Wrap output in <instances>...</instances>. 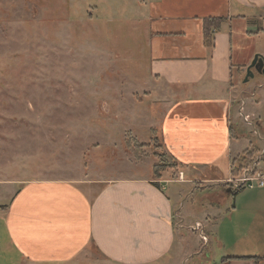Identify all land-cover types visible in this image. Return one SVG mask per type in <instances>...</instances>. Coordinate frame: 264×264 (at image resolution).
I'll return each instance as SVG.
<instances>
[{"label":"crops","instance_id":"obj_1","mask_svg":"<svg viewBox=\"0 0 264 264\" xmlns=\"http://www.w3.org/2000/svg\"><path fill=\"white\" fill-rule=\"evenodd\" d=\"M204 18L222 20L210 45ZM144 19L157 61L151 85L136 99L161 104V118L148 129L168 160L158 162L154 152L134 159L150 166L147 175L0 180V264H181L189 249L204 252L212 239L218 264H264V186L226 184L234 177L231 160L264 143V92L257 102L237 104L228 65L235 22L240 33L264 37V0H149ZM239 107L258 132L249 134L253 141ZM195 222L206 243L191 229ZM188 232L197 233L199 247Z\"/></svg>","mask_w":264,"mask_h":264},{"label":"rangeland","instance_id":"obj_2","mask_svg":"<svg viewBox=\"0 0 264 264\" xmlns=\"http://www.w3.org/2000/svg\"><path fill=\"white\" fill-rule=\"evenodd\" d=\"M143 1L0 0V180L79 181L150 173L149 165L131 164L163 153L148 129L161 118L162 106L136 99L151 85L148 75L157 61L144 19L149 0ZM232 30V94L237 104L257 102L264 77L255 69L245 77L254 56L264 58V37L240 33L236 22ZM237 117L250 127L246 137L253 141L249 134L258 132L251 117L250 123ZM257 144L261 149L264 143ZM96 146L101 149H92ZM263 156L258 150L231 179L245 171L264 176ZM201 195L195 193L193 200ZM188 235L193 247L201 245L196 232ZM209 246L198 254L189 249L181 264H218L220 249L213 239Z\"/></svg>","mask_w":264,"mask_h":264},{"label":"trees","instance_id":"obj_3","mask_svg":"<svg viewBox=\"0 0 264 264\" xmlns=\"http://www.w3.org/2000/svg\"><path fill=\"white\" fill-rule=\"evenodd\" d=\"M222 22L221 18H204L203 19V32H204V41L206 44L210 45L212 43V33L219 28V24ZM264 32V30H263ZM159 146V145H158ZM157 147V145H156ZM258 152V148L255 147L254 145L250 144L241 154L238 156L234 157L231 160V174L232 175H237L240 173L241 169H243L245 164L249 161L252 160L254 155ZM159 159H161V163L168 160V158L163 154H158L154 153ZM161 164L157 163L153 165V172L154 174L160 170ZM241 189V188H240ZM237 189V190H240ZM0 208H2V205H0ZM243 258H248V257H243Z\"/></svg>","mask_w":264,"mask_h":264},{"label":"built area","instance_id":"obj_4","mask_svg":"<svg viewBox=\"0 0 264 264\" xmlns=\"http://www.w3.org/2000/svg\"><path fill=\"white\" fill-rule=\"evenodd\" d=\"M239 115L242 117L244 122H249L248 120V115H245L243 113V108L240 107L239 110ZM232 183L233 188H243V187H248L251 188L253 186V182L256 181L259 186H264V176L261 175L260 173H249L248 171L243 172L241 177L235 178L234 180H229ZM192 230L198 231V234L203 242L206 243L207 238L202 230V225L199 222H195L193 226H191Z\"/></svg>","mask_w":264,"mask_h":264},{"label":"water","instance_id":"obj_5","mask_svg":"<svg viewBox=\"0 0 264 264\" xmlns=\"http://www.w3.org/2000/svg\"><path fill=\"white\" fill-rule=\"evenodd\" d=\"M252 69H255L257 72L261 73L264 77V58L260 55H255L252 62L250 63V65L246 68L247 73H246V79L248 77H252L253 73H252Z\"/></svg>","mask_w":264,"mask_h":264}]
</instances>
